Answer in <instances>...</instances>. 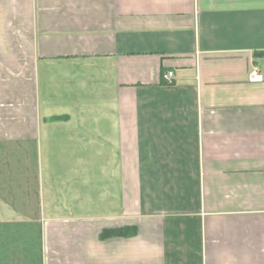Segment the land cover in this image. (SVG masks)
Here are the masks:
<instances>
[{
	"label": "crops",
	"instance_id": "obj_1",
	"mask_svg": "<svg viewBox=\"0 0 264 264\" xmlns=\"http://www.w3.org/2000/svg\"><path fill=\"white\" fill-rule=\"evenodd\" d=\"M263 51L264 0H0V264H264Z\"/></svg>",
	"mask_w": 264,
	"mask_h": 264
},
{
	"label": "trees",
	"instance_id": "obj_2",
	"mask_svg": "<svg viewBox=\"0 0 264 264\" xmlns=\"http://www.w3.org/2000/svg\"><path fill=\"white\" fill-rule=\"evenodd\" d=\"M260 54L264 55V51L260 52ZM135 234H136V228L132 226L109 228L102 230V232L100 233V238L106 239L109 237L132 236Z\"/></svg>",
	"mask_w": 264,
	"mask_h": 264
},
{
	"label": "built area",
	"instance_id": "obj_3",
	"mask_svg": "<svg viewBox=\"0 0 264 264\" xmlns=\"http://www.w3.org/2000/svg\"><path fill=\"white\" fill-rule=\"evenodd\" d=\"M162 77L165 82L171 83L174 77V72L167 71L163 73ZM262 78H263V75L257 69H254L252 73L250 74L251 80H261Z\"/></svg>",
	"mask_w": 264,
	"mask_h": 264
},
{
	"label": "rangeland",
	"instance_id": "obj_4",
	"mask_svg": "<svg viewBox=\"0 0 264 264\" xmlns=\"http://www.w3.org/2000/svg\"><path fill=\"white\" fill-rule=\"evenodd\" d=\"M99 209L101 210L102 208H97V210H99Z\"/></svg>",
	"mask_w": 264,
	"mask_h": 264
}]
</instances>
